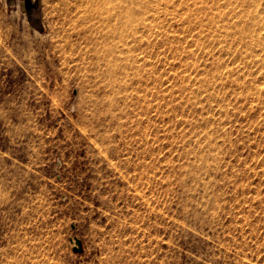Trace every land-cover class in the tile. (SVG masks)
Here are the masks:
<instances>
[{
    "label": "rangeland",
    "instance_id": "rangeland-1",
    "mask_svg": "<svg viewBox=\"0 0 264 264\" xmlns=\"http://www.w3.org/2000/svg\"><path fill=\"white\" fill-rule=\"evenodd\" d=\"M41 3L0 0V264H264V0Z\"/></svg>",
    "mask_w": 264,
    "mask_h": 264
},
{
    "label": "water",
    "instance_id": "water-1",
    "mask_svg": "<svg viewBox=\"0 0 264 264\" xmlns=\"http://www.w3.org/2000/svg\"><path fill=\"white\" fill-rule=\"evenodd\" d=\"M9 8H14L19 3L22 10L26 13L30 24L39 31L44 30L42 20V3L41 0H7ZM76 251H81V242L77 240Z\"/></svg>",
    "mask_w": 264,
    "mask_h": 264
},
{
    "label": "bare ground",
    "instance_id": "bare-ground-1",
    "mask_svg": "<svg viewBox=\"0 0 264 264\" xmlns=\"http://www.w3.org/2000/svg\"><path fill=\"white\" fill-rule=\"evenodd\" d=\"M75 242V241H74ZM76 243V242H75Z\"/></svg>",
    "mask_w": 264,
    "mask_h": 264
}]
</instances>
